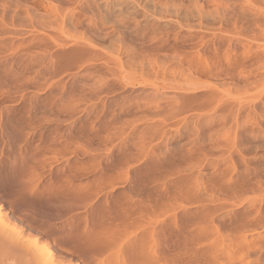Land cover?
Segmentation results:
<instances>
[{"label": "rangeland", "instance_id": "374dc122", "mask_svg": "<svg viewBox=\"0 0 264 264\" xmlns=\"http://www.w3.org/2000/svg\"><path fill=\"white\" fill-rule=\"evenodd\" d=\"M0 225V264H264V0H0Z\"/></svg>", "mask_w": 264, "mask_h": 264}, {"label": "bare ground", "instance_id": "6f19581e", "mask_svg": "<svg viewBox=\"0 0 264 264\" xmlns=\"http://www.w3.org/2000/svg\"><path fill=\"white\" fill-rule=\"evenodd\" d=\"M4 225V228L1 226V225ZM8 224H10V220L8 219V217H6V215H4L3 216V219H2V221H1V225H0V246H1V249H3V247L5 248V247H8L9 249L12 247V248H15L16 247V249L18 248H24V250H28L30 247L29 246H26V244H27V241H25V239L22 237V234L23 233H21L20 234V229L17 231V233H16V236L14 235V238L16 237V239L14 240V244H13V240L12 239H8V237L7 236H5L6 234H5V232L4 231H7L8 229H6L7 227H5V226H7ZM13 225V224H12ZM1 228H3L4 229V231L3 230H1ZM11 228V227H10ZM22 231V230H21ZM15 233V232H14ZM23 238V239H22ZM12 240V241H11ZM22 240L23 241H25L24 242V247L22 246L23 245V243H22ZM11 241V242H10ZM4 243V246L3 245H1V244H3ZM15 244H17V245H15ZM25 247H28V248H25ZM7 248V249H8ZM6 249V248H5ZM11 250V249H10ZM20 250H22V249H20ZM32 251V250H31ZM20 252V251H19ZM24 252V251H23ZM30 251H28V253H29ZM22 253V252H21ZM25 253V252H24ZM27 253V252H26ZM30 254V253H29ZM34 254V253H33ZM26 255H28V254H26ZM31 256V255H30ZM28 257H29V255H28ZM35 257V256H34ZM29 258H31L32 259V257H29ZM34 261V260H33ZM36 261H37V259H36ZM35 261V262H36ZM81 262V261H80ZM32 263V262H31ZM36 264H38V263H36Z\"/></svg>", "mask_w": 264, "mask_h": 264}]
</instances>
